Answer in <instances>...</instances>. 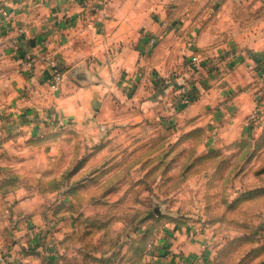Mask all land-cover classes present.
Here are the masks:
<instances>
[{
	"label": "rangeland",
	"instance_id": "rangeland-1",
	"mask_svg": "<svg viewBox=\"0 0 264 264\" xmlns=\"http://www.w3.org/2000/svg\"><path fill=\"white\" fill-rule=\"evenodd\" d=\"M197 1L185 0L180 10V54L170 63L182 88L178 108L206 92L213 99L240 96V107L251 99L248 137L216 146L203 135H177L187 126L172 121L142 124L157 135L138 133L136 153L102 159L120 158L121 189L135 196H99L101 180L88 181L95 170L82 169L88 148L54 153L56 144H65L58 137L0 135V204H10L0 215V264L42 252L53 257L54 247L58 262L52 264H161L172 224L203 244L198 264H264V0ZM204 28L212 34L203 49L193 42ZM62 84L56 91L49 85L53 95ZM114 108L112 101L107 114ZM98 112L96 107L93 114ZM132 138L120 144L126 147ZM148 146L152 151H145ZM38 195L46 218L38 233L20 232L11 206Z\"/></svg>",
	"mask_w": 264,
	"mask_h": 264
},
{
	"label": "crops",
	"instance_id": "crops-1",
	"mask_svg": "<svg viewBox=\"0 0 264 264\" xmlns=\"http://www.w3.org/2000/svg\"><path fill=\"white\" fill-rule=\"evenodd\" d=\"M183 8L185 0H0V135L58 137L57 142L65 144H56L54 153L88 148L90 155L82 169L95 170L88 181L101 180L99 196H135L132 189H121L120 158L102 159L108 153H136L138 133L157 135L156 130L140 129L142 124L172 121L187 126L178 127L177 135H203L216 146L248 137L246 118L254 108L251 99L245 98L246 105L240 107L244 99L240 96L213 99L206 92L186 109L178 108L175 96L182 88L170 63L180 54ZM211 29L199 32L194 46L204 49ZM56 66L62 68L64 81L53 95L47 80ZM112 101L116 108L107 114ZM217 106L223 109L221 114L216 113ZM96 107L100 112L93 114ZM78 138L87 144L78 145ZM126 138L132 141L125 147L120 141ZM8 205L0 204L1 216ZM43 206L39 195L13 202L12 217L20 232L24 228L38 233L46 218ZM172 225L161 264H198L203 244L179 224ZM42 253L14 256L16 263L8 264L58 262L55 247L53 257Z\"/></svg>",
	"mask_w": 264,
	"mask_h": 264
},
{
	"label": "built area",
	"instance_id": "built-area-1",
	"mask_svg": "<svg viewBox=\"0 0 264 264\" xmlns=\"http://www.w3.org/2000/svg\"><path fill=\"white\" fill-rule=\"evenodd\" d=\"M4 15H7V12H3ZM155 44V40H151V45ZM193 61H197V58L194 57ZM61 68H58L57 66L53 68V72L49 79V85L50 88L54 91L58 90L60 87V84L64 81V73L61 71Z\"/></svg>",
	"mask_w": 264,
	"mask_h": 264
},
{
	"label": "trees",
	"instance_id": "trees-1",
	"mask_svg": "<svg viewBox=\"0 0 264 264\" xmlns=\"http://www.w3.org/2000/svg\"><path fill=\"white\" fill-rule=\"evenodd\" d=\"M63 72V70H61Z\"/></svg>",
	"mask_w": 264,
	"mask_h": 264
}]
</instances>
